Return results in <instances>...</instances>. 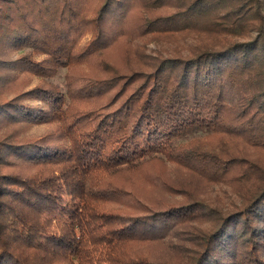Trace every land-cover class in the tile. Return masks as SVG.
I'll list each match as a JSON object with an SVG mask.
<instances>
[{
	"label": "trees",
	"instance_id": "1",
	"mask_svg": "<svg viewBox=\"0 0 264 264\" xmlns=\"http://www.w3.org/2000/svg\"><path fill=\"white\" fill-rule=\"evenodd\" d=\"M263 4L0 0V264H264Z\"/></svg>",
	"mask_w": 264,
	"mask_h": 264
},
{
	"label": "rangeland",
	"instance_id": "2",
	"mask_svg": "<svg viewBox=\"0 0 264 264\" xmlns=\"http://www.w3.org/2000/svg\"><path fill=\"white\" fill-rule=\"evenodd\" d=\"M263 12H264V6H263ZM252 35H254V32H252ZM90 36H91V32L89 31L82 38L81 44H84L90 38ZM163 41H166V40H161V41H150L149 40L144 43V39H137L135 43L136 45H140L141 43H142L141 45L145 44L144 52L149 55H154L155 53L165 55V54L171 53L176 50H181L182 52L185 53L186 44L193 43V39L191 38L186 39V40L178 39L177 41H174V40L167 41V42H163ZM66 72H67L66 67H60L58 69L57 74L52 79V81H54L60 88H62L64 85V76ZM36 82H37V79L33 77L28 87L33 86ZM33 101L37 102V100H33ZM50 128H51L50 125H45V124L35 125L32 128L28 129L27 132L31 135H41L45 133L46 131L50 130ZM202 135H204L203 132H191V133H188L185 137L178 139V141L186 142L194 137L202 136ZM210 196H211L212 201L216 200L214 202H218V203H230L234 199L232 193H230V191L227 190L225 187H218V188L216 187L210 193Z\"/></svg>",
	"mask_w": 264,
	"mask_h": 264
}]
</instances>
